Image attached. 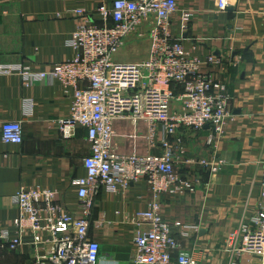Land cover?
Returning <instances> with one entry per match:
<instances>
[{
  "label": "crops",
  "instance_id": "0c3cea01",
  "mask_svg": "<svg viewBox=\"0 0 264 264\" xmlns=\"http://www.w3.org/2000/svg\"><path fill=\"white\" fill-rule=\"evenodd\" d=\"M114 1L0 0V68L32 66L46 71L71 58L68 41L78 23L72 12L82 9L94 24L101 25L97 10L110 9ZM176 2L171 33L192 56L201 60L214 56L222 62L221 68L202 71L226 84L229 118L224 136L211 146L204 143L208 128L199 134L182 130L183 152L177 168L199 182L191 195L164 194L157 201L163 220L183 224V232L175 230L180 250L200 264H235L222 245L230 232L246 225L257 211L264 171V0H231L220 13L214 0ZM184 12L191 15L185 29L180 21ZM149 22L141 25L143 32ZM149 54L148 38L130 36L114 61L139 63ZM70 101L57 81L25 86L17 71L0 74V128L5 122H16L23 130L20 145L0 139V230L10 229L17 216L14 196L21 187L53 191L66 212L79 215L73 181L86 176L82 164L89 151L86 131L78 129L73 138L64 140L56 126L58 119L68 115ZM172 106L179 103L173 101ZM113 128L112 144L118 154L162 153L161 148L149 147L145 123L117 120ZM199 159L224 164L216 174L184 164ZM152 198L146 181L116 193L101 187L93 196L88 238L99 245L100 264H133L132 218L146 211ZM43 253L27 235L16 251H0V264H52ZM176 253H172V264ZM237 264H259V257L244 255Z\"/></svg>",
  "mask_w": 264,
  "mask_h": 264
},
{
  "label": "built area",
  "instance_id": "2783aa9c",
  "mask_svg": "<svg viewBox=\"0 0 264 264\" xmlns=\"http://www.w3.org/2000/svg\"><path fill=\"white\" fill-rule=\"evenodd\" d=\"M216 12L226 11L231 0H214ZM178 12L176 0H115L110 9L99 8L102 24L92 22L82 9L72 15L78 20L68 41L73 55L46 71L32 66L0 68V74L17 71L23 84L57 81L65 96H71L65 118L56 126L60 137L71 139L78 129L86 131L88 154L82 164L84 178L73 181L77 187L79 215H70L55 200L56 193L40 188L21 187L14 196L17 216L10 229L0 230V251H16L23 237L31 235L43 258L52 264H100L99 245L88 238L93 196L104 187L110 193L127 190L146 181L152 201L146 211L136 212L133 264H200L192 254L180 250L175 230L183 224H170L161 218V195H191L199 180L179 173L182 130L199 134L204 128L207 146L225 134L229 118L227 86L202 68H221L222 62L207 56L203 60L186 51L171 33L172 17ZM191 15H180L186 28ZM150 21L146 32L141 30ZM130 36L148 38L150 54L139 63H117L114 55ZM179 106L174 108L172 102ZM128 120L147 125L150 148H161L160 155L118 154L112 144L113 123ZM159 134L161 138L158 139ZM4 144L20 145L21 123L5 122L0 128ZM209 173H218L224 162L199 159L186 161ZM193 228V227H192ZM197 231V228L194 227ZM222 250L231 263L244 255L259 257L264 264V171L257 211L246 225L229 233Z\"/></svg>",
  "mask_w": 264,
  "mask_h": 264
},
{
  "label": "water",
  "instance_id": "95a60500",
  "mask_svg": "<svg viewBox=\"0 0 264 264\" xmlns=\"http://www.w3.org/2000/svg\"><path fill=\"white\" fill-rule=\"evenodd\" d=\"M207 128V127H206Z\"/></svg>",
  "mask_w": 264,
  "mask_h": 264
}]
</instances>
